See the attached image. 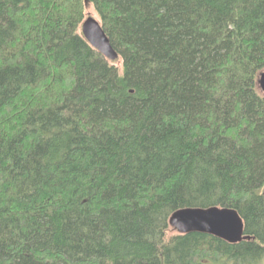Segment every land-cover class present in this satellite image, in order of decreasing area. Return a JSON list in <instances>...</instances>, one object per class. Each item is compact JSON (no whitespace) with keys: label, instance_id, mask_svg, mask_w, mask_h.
<instances>
[{"label":"trees","instance_id":"1","mask_svg":"<svg viewBox=\"0 0 264 264\" xmlns=\"http://www.w3.org/2000/svg\"><path fill=\"white\" fill-rule=\"evenodd\" d=\"M262 71L264 0H0V264H262ZM210 206L249 238L169 223Z\"/></svg>","mask_w":264,"mask_h":264},{"label":"water","instance_id":"2","mask_svg":"<svg viewBox=\"0 0 264 264\" xmlns=\"http://www.w3.org/2000/svg\"><path fill=\"white\" fill-rule=\"evenodd\" d=\"M81 33L87 42L107 60L115 61L118 53L102 28L100 20L87 16L81 24ZM258 88L264 93V71L257 78ZM170 225L178 233L202 232L219 237L229 243H237L244 238L243 221L236 209L210 206L187 207L174 211L169 217Z\"/></svg>","mask_w":264,"mask_h":264},{"label":"rangeland","instance_id":"3","mask_svg":"<svg viewBox=\"0 0 264 264\" xmlns=\"http://www.w3.org/2000/svg\"><path fill=\"white\" fill-rule=\"evenodd\" d=\"M85 6H86V7H85V11H86V15H85V17H87V16H92V17H94V18H96V19L99 20V17H98V15L96 14V12L94 11L92 5H91L89 2H86ZM113 63H114L118 68L121 67V60H120V59H117V60L113 61ZM170 233H171V232H170ZM262 264H264V260L262 261Z\"/></svg>","mask_w":264,"mask_h":264}]
</instances>
